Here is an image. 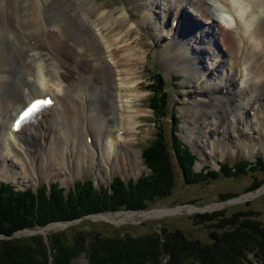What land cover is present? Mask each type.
Masks as SVG:
<instances>
[{
    "label": "bare ground",
    "instance_id": "obj_1",
    "mask_svg": "<svg viewBox=\"0 0 264 264\" xmlns=\"http://www.w3.org/2000/svg\"><path fill=\"white\" fill-rule=\"evenodd\" d=\"M147 1L145 16L156 26L153 30L161 40L158 46L163 45L167 54L164 63H170L168 67L175 64L172 69L182 71L190 81L205 67L201 54L210 52L214 72L221 69L223 74H238L240 85L250 91L248 97L237 100L238 105L231 106L235 108L233 117L243 116L252 100L257 103L264 99V90L260 89L261 76L264 77V0ZM210 5L220 11L214 13L220 15L219 19L212 15ZM97 8L76 0H0L2 173L14 177L16 168L21 167L26 177L38 168L40 159H55L61 169L71 172L80 166L98 164L109 169L118 164L125 168L141 162V152L130 140L140 118L132 110L136 105L132 99L141 97L136 93L139 83L134 84L139 73L136 64L143 61L145 54L137 45L129 46L132 40L122 32L126 17L114 23L110 14H99ZM221 10L230 15L229 20ZM172 13L178 20L166 28L170 30L167 33L179 25L180 33H186L182 40L172 34L163 36L157 24L159 20L162 25L167 23ZM195 35L201 40L192 41L191 46ZM42 43H46L48 55ZM167 44L174 47L167 48ZM220 52H227L230 61L225 65L219 62L216 67L215 63L225 59L224 53L218 56ZM48 59L52 63L48 64ZM85 78L90 81L85 82ZM219 78L223 80L224 75ZM229 80L223 85L214 83L219 91L212 90L211 96L223 95V89L233 84V79ZM239 92L228 91L234 98L247 93ZM42 94L53 95L52 108L44 111L32 128L23 127L19 134L15 133L11 127L18 111ZM261 107L264 113V103ZM207 108L202 105L200 115L211 112ZM24 138L34 142L35 147L21 144ZM13 159L18 166L10 164L16 162ZM153 210L136 215L147 218L167 213Z\"/></svg>",
    "mask_w": 264,
    "mask_h": 264
},
{
    "label": "rangeland",
    "instance_id": "obj_2",
    "mask_svg": "<svg viewBox=\"0 0 264 264\" xmlns=\"http://www.w3.org/2000/svg\"><path fill=\"white\" fill-rule=\"evenodd\" d=\"M76 1L81 4L87 3L88 5L97 6L98 13L107 12L110 14L111 20L114 23H116L118 19L124 20L123 17H126L122 32L132 40L129 46L134 47L137 45V49L145 54L144 58H146H143L141 63L139 62L136 64L139 73L134 84L139 83L138 88L140 89H138L136 93H139L141 97H134L132 99L136 102L135 108L132 110H134L136 115L140 118L139 122L135 124L136 128L131 133V140L129 139L134 144V147L140 150L141 154L139 158L141 162L125 168L116 164L109 169L106 166L102 168L98 166V164H94L83 167L80 166L76 171L71 172L61 169L55 159L46 162L40 159L38 168L26 177L21 174V167L16 168L18 173L14 177L9 176L8 173L4 174L1 172L2 170H0V182L12 183L17 189L22 190L27 188L37 189L43 184H50L51 182H59L62 186L69 188L74 185L76 180L93 179L96 187L101 189L103 186L108 187L113 177L116 175H120L123 179L129 180L130 178L137 179L142 175L149 174L150 169L147 168L142 159V150H144L155 138L156 132L158 131V127L154 122L156 119L155 114L149 107L152 97V92L149 90L150 79L157 74L158 70L166 78L167 90L170 95L171 108L168 110L169 116L164 119V127L168 129V126L174 122V117L179 118V123L176 126V133L198 156V160L194 167L195 171H200L204 166H208L210 170L217 171L220 169L221 162H227L233 165L240 159L254 161L257 156H261L264 159V113H262L263 107H261V104L264 103V99L257 103L252 100V102L248 104V108L243 116H232L235 114V108H231V106L235 104L238 105L239 101L237 100L244 99L250 95L249 89H245L240 85V77L238 74H223V70L221 69H217L214 72L215 67L212 66L211 58L213 54L211 55L210 52L201 54V57H204L202 62H204L205 67L202 68H204L203 70H205V72L199 70L190 81H186V75L182 71L176 70L177 68L172 69L175 64H171L172 66L168 67L170 63H167V65L164 63L167 54L163 50V45L158 46L161 40L159 41V38H157L153 30V27L156 26L145 16L148 13L147 0ZM189 6L190 5H188V7ZM184 7H186V5H184ZM210 7L212 15L216 19H219L218 17L220 15L218 16L215 14H219L220 11L215 5H210ZM221 13H223V17L226 16V21L227 19L229 20L230 15L227 14L226 11L221 10ZM144 17H146V20ZM177 20L178 18H175L174 13H172L170 14L168 22L165 23L167 27L165 24H161V20L158 21L157 24L161 26L160 28H162L163 36H167L168 38L169 34H172L178 36L177 38L181 40L184 39L186 33H180L179 25L175 30L173 26L171 28V33H167V31L170 30L166 28L171 27V24H175ZM226 21L224 23H226ZM204 25L206 29V24ZM96 30L98 36H100L98 29ZM130 30L131 32L129 35ZM196 32L197 30H195V33ZM201 35L200 32L199 36ZM192 36L193 35L189 37V40ZM200 40V37L195 35L190 41V45L192 46ZM192 41H194L193 44ZM45 44L46 43H42L43 52L48 55L47 46ZM167 45V48L170 49L174 47L170 44ZM119 52H122V49ZM221 53L225 54V59L218 61V63H215L214 60L216 67L219 66V62L224 61L223 64L225 65V62L230 61L227 52H220L218 56H221ZM133 60L134 58L130 59V63ZM50 62L52 63V60L48 59L47 63L50 64ZM221 75H224V81L219 78ZM208 77L211 78V80L207 81L206 78ZM261 77L262 83L260 89L264 90V77ZM230 78L233 79V84L229 85L228 90L227 88L223 89V95H229L228 91H230V93L237 91L240 94L239 90L247 93L242 94V98H240V95L236 94V100L233 96L229 95L228 98L227 96H223L222 93L212 97V90L219 91L218 87L215 88V86L218 85H214V83L222 82V85L226 83V81L230 83ZM93 79L99 82L97 78ZM84 81L88 83L90 80L85 78ZM253 90L255 93L257 89ZM199 105L200 107L202 105L205 108L208 107L211 112H208V114L202 113L200 115ZM245 108L246 107H244V109ZM236 111H238V109ZM21 144H31L33 147L36 145L34 142H30L25 138ZM13 160L16 161L14 162L15 164L11 163V161L10 164L18 166L17 160ZM176 179V187L172 194L168 198L151 203L146 209L100 212L104 213V215L98 213L91 214L90 216L87 215L84 217L85 219L83 221H80L81 218L77 219L75 224L79 227H81V225L84 227L92 226L93 228H98L99 230L101 229L111 234L115 233L117 229H123L135 235H143L152 230L160 232L162 226H168L170 229H181L189 237L208 241L209 228L204 224L195 225L191 219L197 212L204 213L223 210L225 215L230 216L240 210H252L254 218L264 221V193L256 194L246 199H239V197L248 193L261 191V188L254 191H247L254 180L251 175H244L238 178L225 177L222 175L208 182L186 184L182 172L179 167H176ZM228 194H233V196L228 198ZM234 194L236 195L234 196ZM185 204H194L199 207L206 206V209L204 211V208L195 209L193 206H190L170 212L171 209L181 207ZM214 204H218L219 206L214 208ZM153 209L166 210L168 214L164 213L160 216H150L147 218L136 215L140 212L155 211ZM88 220L91 222H88ZM49 224L50 225L47 224L48 226H38L33 229H27V231H24L26 230L24 229L19 232L30 233L29 235L24 234L22 237L30 236L35 235V233H32L33 230L42 228L37 234H42L44 238L47 239L49 234L68 227L64 223L58 221ZM3 236L5 235L0 234V238H4ZM74 264H88V260L85 255H82L76 259Z\"/></svg>",
    "mask_w": 264,
    "mask_h": 264
},
{
    "label": "trees",
    "instance_id": "obj_3",
    "mask_svg": "<svg viewBox=\"0 0 264 264\" xmlns=\"http://www.w3.org/2000/svg\"><path fill=\"white\" fill-rule=\"evenodd\" d=\"M149 89V107L158 127L155 138L142 151L150 173L127 181L114 176L111 185L101 189L92 180H78L68 189L52 182L37 190H17L11 183L0 182V234L5 235L0 238V264H74L82 255L88 264H264V221L254 218L252 210L230 216L223 210L195 213L193 223L209 228L208 241L168 226H162L160 232L135 235L123 229L111 234L76 224L49 234L47 239L42 234L8 238L56 221H83L85 216L100 212L146 209L172 194L176 167L186 184L208 182L222 175H251L254 180L247 191L263 186L261 156L254 161L240 159L233 165L221 163L218 171L208 166L195 171L198 156L176 133L179 118L174 117L168 129L164 127L171 105L166 78L159 70L151 77Z\"/></svg>",
    "mask_w": 264,
    "mask_h": 264
},
{
    "label": "water",
    "instance_id": "obj_4",
    "mask_svg": "<svg viewBox=\"0 0 264 264\" xmlns=\"http://www.w3.org/2000/svg\"><path fill=\"white\" fill-rule=\"evenodd\" d=\"M264 190V186H263V188H262V190L261 191H257L256 193H248V194H246V195H244V196H241V197H239V199H241V198H249V197H251V196H254V195H256V194H259V193H261L262 191ZM190 206H193V208H195V209H201V208H204V210L206 209V206L205 207H198V206H195L194 204H185V205H182L181 207H178V208H174V209H171L170 210V212L172 211V212H174V210L176 211V210H179V209H182V208H186V207H190ZM219 205L218 204H214L213 205V207L214 208H216V207H218ZM98 214H102V215H104V213H98ZM90 216V215H89ZM58 222H61V223H64L66 226H69V225H72V224H75L77 221L75 220V221H58ZM48 225H50V224H48ZM47 225V226H48ZM40 229H42V228H37L36 230H33V232L32 233H35V234H37V232L38 231H40ZM24 231H27V229L26 230H24ZM24 234H30V233H26V232H18V233H15L14 235H12V236H10V237H8V238H11V237H20V236H22V235H24ZM4 238H5V236H3Z\"/></svg>",
    "mask_w": 264,
    "mask_h": 264
},
{
    "label": "snow or ice",
    "instance_id": "obj_5",
    "mask_svg": "<svg viewBox=\"0 0 264 264\" xmlns=\"http://www.w3.org/2000/svg\"><path fill=\"white\" fill-rule=\"evenodd\" d=\"M39 103H40V102H37L36 104H33V105L31 106V108H30L27 112L24 113V116L26 117V116H28L32 111H34V110L38 107Z\"/></svg>",
    "mask_w": 264,
    "mask_h": 264
}]
</instances>
